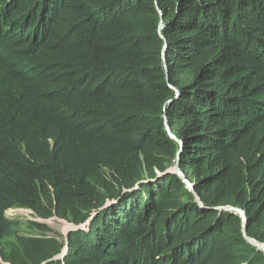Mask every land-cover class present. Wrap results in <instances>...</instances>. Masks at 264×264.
<instances>
[{"label": "trees", "instance_id": "16d2710c", "mask_svg": "<svg viewBox=\"0 0 264 264\" xmlns=\"http://www.w3.org/2000/svg\"><path fill=\"white\" fill-rule=\"evenodd\" d=\"M11 207L66 241H8ZM253 241L264 0H0L2 259L264 264Z\"/></svg>", "mask_w": 264, "mask_h": 264}, {"label": "rangeland", "instance_id": "374dc122", "mask_svg": "<svg viewBox=\"0 0 264 264\" xmlns=\"http://www.w3.org/2000/svg\"><path fill=\"white\" fill-rule=\"evenodd\" d=\"M5 214L9 220L13 221L12 233L8 236V241H13V239L17 236H48L56 238L59 242L64 243L71 228L67 221L60 219L55 215H51L46 218H39L30 209L25 210L16 207L8 209ZM35 223L41 224L43 226V230L38 228L39 226ZM0 264H10L2 259L1 253Z\"/></svg>", "mask_w": 264, "mask_h": 264}, {"label": "water", "instance_id": "95a60500", "mask_svg": "<svg viewBox=\"0 0 264 264\" xmlns=\"http://www.w3.org/2000/svg\"><path fill=\"white\" fill-rule=\"evenodd\" d=\"M174 167H175V172L176 173H178V175H179V177L182 179V180H184V175L182 174V172L179 170V168H178V164H177V162L174 164ZM251 240V239H250ZM252 241V240H251ZM254 242V241H253ZM255 243V242H254ZM256 245H258L260 248H262V245L261 244H257V243H255ZM263 249V248H262Z\"/></svg>", "mask_w": 264, "mask_h": 264}, {"label": "clouds", "instance_id": "9594fccd", "mask_svg": "<svg viewBox=\"0 0 264 264\" xmlns=\"http://www.w3.org/2000/svg\"><path fill=\"white\" fill-rule=\"evenodd\" d=\"M12 208H16V207H11V208H8V209H12ZM19 208H22V207H19ZM8 209H7V210H8ZM22 209H25V210H26L27 208H22ZM7 210H6V211H7ZM6 211H5V213H6ZM5 216H6V214H5ZM6 217H7V216H6ZM262 248H263V250H264V245H262Z\"/></svg>", "mask_w": 264, "mask_h": 264}]
</instances>
